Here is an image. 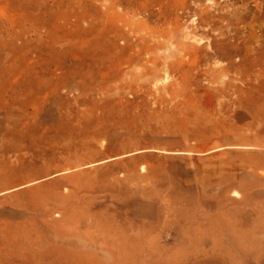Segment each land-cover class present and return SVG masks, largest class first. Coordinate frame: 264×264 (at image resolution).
I'll return each mask as SVG.
<instances>
[{
	"label": "rangeland",
	"instance_id": "374dc122",
	"mask_svg": "<svg viewBox=\"0 0 264 264\" xmlns=\"http://www.w3.org/2000/svg\"><path fill=\"white\" fill-rule=\"evenodd\" d=\"M126 233L264 264V0H0V264H126Z\"/></svg>",
	"mask_w": 264,
	"mask_h": 264
},
{
	"label": "bare ground",
	"instance_id": "6f19581e",
	"mask_svg": "<svg viewBox=\"0 0 264 264\" xmlns=\"http://www.w3.org/2000/svg\"><path fill=\"white\" fill-rule=\"evenodd\" d=\"M236 238L237 240L236 239L233 240L232 238L231 241L227 242V244L229 246H233L234 249L237 248L236 251L239 254L243 249L242 247H243L244 242L241 240L242 238H239V237H236ZM143 244H145V242H143L139 237L131 236L126 233L122 236V239L119 241L118 250L116 251L115 255L112 258H114L116 261L126 263V264H135L141 261H145L146 259L151 260V257L145 254ZM252 247L253 245L250 246V248ZM150 248H151L150 252L151 251L154 252V250H157L153 248V246H150ZM251 256L252 255L247 256L244 254V259L247 257L251 258ZM81 257L82 256L78 253L72 255L74 263H78V259H81ZM239 257L241 258L240 255Z\"/></svg>",
	"mask_w": 264,
	"mask_h": 264
}]
</instances>
